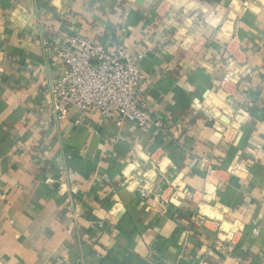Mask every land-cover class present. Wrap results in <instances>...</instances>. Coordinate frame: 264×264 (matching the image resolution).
<instances>
[{"label":"crops","instance_id":"obj_1","mask_svg":"<svg viewBox=\"0 0 264 264\" xmlns=\"http://www.w3.org/2000/svg\"><path fill=\"white\" fill-rule=\"evenodd\" d=\"M73 35L151 121L53 117ZM0 264H264V0H0Z\"/></svg>","mask_w":264,"mask_h":264},{"label":"built area","instance_id":"obj_2","mask_svg":"<svg viewBox=\"0 0 264 264\" xmlns=\"http://www.w3.org/2000/svg\"><path fill=\"white\" fill-rule=\"evenodd\" d=\"M50 51L65 63L47 89L54 118L64 119L76 107L114 118L118 125L130 121L143 126L152 120L137 100V89L147 80L138 68L142 54L133 56L120 41L107 49L81 35L70 36L63 47L53 46ZM200 162L207 174L213 173L208 157Z\"/></svg>","mask_w":264,"mask_h":264}]
</instances>
